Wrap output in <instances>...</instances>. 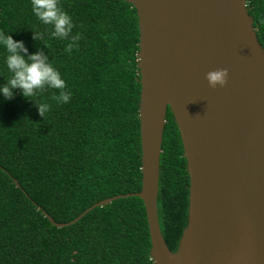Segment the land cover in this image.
Here are the masks:
<instances>
[{"label":"trees","instance_id":"1","mask_svg":"<svg viewBox=\"0 0 264 264\" xmlns=\"http://www.w3.org/2000/svg\"><path fill=\"white\" fill-rule=\"evenodd\" d=\"M80 39L71 54L67 40L37 41L43 32L29 0L0 1V32L40 49L66 82L68 103L48 90L44 118L18 90L0 98V264H153L143 201L117 195L141 191V141L136 9L124 0H59ZM264 48V0H247ZM50 30V27H49ZM47 44V48L44 44ZM0 49V83L9 76ZM157 198L158 222L170 249H177L188 221L189 175L178 127L170 109L163 134ZM16 180L20 188L16 187Z\"/></svg>","mask_w":264,"mask_h":264},{"label":"water","instance_id":"2","mask_svg":"<svg viewBox=\"0 0 264 264\" xmlns=\"http://www.w3.org/2000/svg\"><path fill=\"white\" fill-rule=\"evenodd\" d=\"M124 1L139 28L141 191L104 199L67 223L45 217L64 228L96 207L138 197L153 264H264V48L247 0ZM218 69L227 70L226 82L210 87L206 73ZM168 109L190 180L174 252L157 214Z\"/></svg>","mask_w":264,"mask_h":264},{"label":"clouds","instance_id":"3","mask_svg":"<svg viewBox=\"0 0 264 264\" xmlns=\"http://www.w3.org/2000/svg\"><path fill=\"white\" fill-rule=\"evenodd\" d=\"M32 15L40 25L45 26L43 32L32 31L34 41L47 36L48 39L67 40L64 53L71 54L80 39V34H72L74 27L71 16L59 5V0H29ZM50 27V30H49ZM47 48V44H44ZM0 49H3V67L9 76L0 83V98L9 101L18 90L21 96L31 101L39 116L44 118L50 110L46 101L36 102L32 97L48 90H55L51 99L57 104H66L71 98V92L66 90V82L60 72L54 67L40 49L29 53L22 40H14L12 35L0 32ZM228 73L226 69H218L206 73L210 87L223 86Z\"/></svg>","mask_w":264,"mask_h":264}]
</instances>
